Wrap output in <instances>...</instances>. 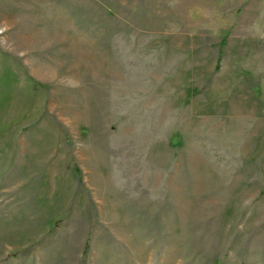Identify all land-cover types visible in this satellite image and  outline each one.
Segmentation results:
<instances>
[{
	"label": "rangeland",
	"instance_id": "rangeland-1",
	"mask_svg": "<svg viewBox=\"0 0 264 264\" xmlns=\"http://www.w3.org/2000/svg\"><path fill=\"white\" fill-rule=\"evenodd\" d=\"M0 264H264V0H0Z\"/></svg>",
	"mask_w": 264,
	"mask_h": 264
}]
</instances>
